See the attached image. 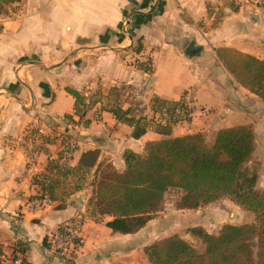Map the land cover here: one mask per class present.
I'll return each mask as SVG.
<instances>
[{"label": "crops", "instance_id": "0c3cea01", "mask_svg": "<svg viewBox=\"0 0 264 264\" xmlns=\"http://www.w3.org/2000/svg\"><path fill=\"white\" fill-rule=\"evenodd\" d=\"M190 44L195 54L187 52ZM221 49L263 60L264 11L246 0H20L9 5L0 16V249L14 247L27 264H148L144 248L166 232L169 220L161 219L162 207L175 189L165 192L158 219L123 235L105 226L110 217L95 220L89 212L92 174L75 191L74 180L58 178L50 165L74 167L83 152L97 150L99 162L107 159L122 172L125 151L143 156L148 143L163 139L150 129L134 140L132 128L116 121L104 100L118 87L127 91L121 108L140 117L152 114L153 97L192 102L190 120L173 126L171 137L201 133L212 138L221 129L250 126L264 149V101L229 73L217 56ZM67 88L86 102L97 91L104 99L79 118ZM64 117L69 125L60 120ZM46 171L47 186L49 180L56 183L53 199L45 195L50 203L33 209L30 200L42 196L33 180ZM198 213L180 215L188 217L191 228L207 231L205 223L191 218ZM79 215L85 218L81 247L73 261L61 262L50 251L49 237Z\"/></svg>", "mask_w": 264, "mask_h": 264}, {"label": "trees", "instance_id": "16d2710c", "mask_svg": "<svg viewBox=\"0 0 264 264\" xmlns=\"http://www.w3.org/2000/svg\"><path fill=\"white\" fill-rule=\"evenodd\" d=\"M20 0H0V16L6 8ZM217 56L231 75L247 90L264 101V59L221 49ZM150 72V68H141ZM74 98V115L83 118L93 103L86 102L79 92L66 89ZM179 102L151 99L153 115L164 116V123L138 117L128 108H110L116 121L132 128L131 138L141 139L150 129L163 137L148 143L143 156L125 151V168L117 172L104 161L99 152L82 153L74 167H62L52 162L51 173L58 178H72L78 190L92 174V197L88 210L101 220L110 217L105 226L113 233L131 235L139 232L154 218L164 194L169 189L183 191L180 210H194L227 198L243 211L254 215L252 224H225L216 235L202 228H190L188 233L203 245L199 252L185 239L174 234L144 248L148 264H264V189H257L258 173L249 168L255 153V134L250 126H235L218 130L208 141L206 136L188 134L171 137L172 127L188 122L190 111L179 118ZM166 109L165 114L162 110ZM162 114V115H161ZM47 171L33 180L42 196L53 199L52 185L47 186ZM51 184V185H50ZM20 249L21 245H19Z\"/></svg>", "mask_w": 264, "mask_h": 264}, {"label": "rangeland", "instance_id": "374dc122", "mask_svg": "<svg viewBox=\"0 0 264 264\" xmlns=\"http://www.w3.org/2000/svg\"><path fill=\"white\" fill-rule=\"evenodd\" d=\"M146 65L147 64L145 63V66ZM143 67L144 66H140V68H143ZM126 93L127 91L124 89V87H118L117 90L112 89L109 95L105 97L104 102L106 103L108 107H111V108L114 106L122 107L123 105H125V102L127 101V100L125 101ZM101 96H102L101 92L100 93L98 91L94 92L91 94V96L89 95L90 98L88 102L94 103V101H98V99H100ZM102 98L104 99L103 96ZM180 101H181V106L180 105L177 106L175 114H177L179 118L182 117L183 119L185 118V115L183 114L185 110L187 111L186 113H188V111L191 112L193 105H191L192 102H189V100L186 97ZM165 111L166 109H163L162 114H165ZM138 116L140 117L141 115L138 114ZM153 116L155 115H153L152 113L150 114L149 118L148 117L146 118L151 119L153 118ZM161 119H165V117L164 116L162 117L158 114L155 116V120L160 121L161 123H164L165 121ZM60 120L67 123V125L70 124V119L67 117L61 118ZM179 123L181 122L179 121L178 124ZM179 125L183 126L186 124L181 123ZM174 127H177V125L176 126L174 125ZM182 133L183 132H180V134ZM207 140L210 141L211 138H207ZM255 144H256V153L255 155H253V158L249 164V168L251 170L252 169L255 170L258 173V181L260 182V187L257 186V189L261 190V186H264V149H263V144H261L260 137L256 140ZM106 162H107V159L105 163ZM65 163H68V161H65ZM110 166H111L110 164L107 165V167H110ZM176 190L177 189H175L170 195L167 196L166 203L164 207H162V211L164 212V215L161 217V219L165 220V218H167L169 222H167L168 223L167 229L164 230L166 232L162 233L161 235H158V238H157L158 240H160L166 235L169 237L171 235L179 233L181 234L183 238H185V240L189 244H191L192 247H194L197 251L202 252L203 245L201 244V242L197 238L193 237L190 233H188V230L191 228L189 225L191 222L187 224L188 217H185V216H188V215H185V214H189L190 212L192 213L199 212L197 215H195V217H191V218L195 220L198 219L197 224L205 223L204 225L208 226L207 227L208 230L207 231L205 229L203 230L213 235H216L221 229V227L225 224H230V225L233 224L237 226V225H244V224H250V223L252 224L255 221L254 215L252 213L247 212L248 215L243 216L242 214L239 215L237 211H234L236 209L232 207L231 205L232 201L227 198L221 199L218 202H215L213 204H209L206 206H202L194 210H180L178 209L177 206L180 203L184 193L183 192L179 193ZM180 214H184L185 216H182ZM218 216L220 218H218ZM247 216H250V217H247ZM158 218H159L158 215H154L153 219H158ZM192 228H200V227H192Z\"/></svg>", "mask_w": 264, "mask_h": 264}, {"label": "built area", "instance_id": "2783aa9c", "mask_svg": "<svg viewBox=\"0 0 264 264\" xmlns=\"http://www.w3.org/2000/svg\"><path fill=\"white\" fill-rule=\"evenodd\" d=\"M246 1L251 2L255 7L264 11V0ZM49 203L47 197L38 196L30 200L29 206L33 209H40ZM84 224L85 218L79 215L66 222L59 228L56 234L49 237L50 251L54 257L64 263L73 261L81 247L82 228ZM0 264H27V262L22 253L17 252L14 250V247H11L8 251L0 249Z\"/></svg>", "mask_w": 264, "mask_h": 264}, {"label": "water", "instance_id": "95a60500", "mask_svg": "<svg viewBox=\"0 0 264 264\" xmlns=\"http://www.w3.org/2000/svg\"><path fill=\"white\" fill-rule=\"evenodd\" d=\"M187 52H188L189 54H195V52H196V48H195L194 44H190V45L188 46V48H187Z\"/></svg>", "mask_w": 264, "mask_h": 264}]
</instances>
